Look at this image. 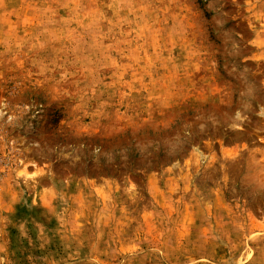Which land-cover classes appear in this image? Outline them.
Segmentation results:
<instances>
[{
  "label": "rangeland",
  "instance_id": "1",
  "mask_svg": "<svg viewBox=\"0 0 264 264\" xmlns=\"http://www.w3.org/2000/svg\"><path fill=\"white\" fill-rule=\"evenodd\" d=\"M0 264H264V0H0Z\"/></svg>",
  "mask_w": 264,
  "mask_h": 264
}]
</instances>
